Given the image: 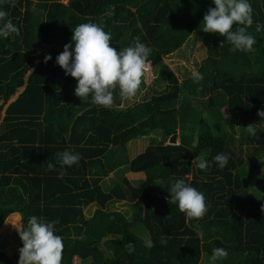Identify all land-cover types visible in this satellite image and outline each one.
Listing matches in <instances>:
<instances>
[{"label": "trees", "instance_id": "obj_1", "mask_svg": "<svg viewBox=\"0 0 264 264\" xmlns=\"http://www.w3.org/2000/svg\"><path fill=\"white\" fill-rule=\"evenodd\" d=\"M250 3L247 32L256 43L244 52L202 30L212 0H5L0 7L19 35L0 38V100L21 81L26 85L0 125V228L19 214L24 223L33 215L58 219L61 264H213L214 248L228 252L216 264H264V188L256 185L264 179L252 185L256 171L240 153L248 145L255 158L264 156L258 115L264 108V0ZM85 22L110 32L118 49L139 38L152 49L146 64L167 86L126 108L118 88L109 108L77 97L76 78L55 58L71 42L72 28ZM194 32L207 49L199 83L192 76L180 81L164 61ZM145 137L150 144L131 158V142ZM65 150L81 159L60 178L57 153ZM221 152L229 156L223 169L213 160ZM198 156L208 162L206 170L193 164ZM49 162L57 170H47ZM125 170L144 174L152 187L136 185ZM111 173L122 180L109 186ZM180 178L204 193L203 217L186 218L169 202L168 188ZM117 202L129 203L131 216L108 210ZM91 204L97 208L88 218L84 208ZM139 226L153 247L144 246ZM13 263L0 251V264Z\"/></svg>", "mask_w": 264, "mask_h": 264}, {"label": "clouds", "instance_id": "obj_2", "mask_svg": "<svg viewBox=\"0 0 264 264\" xmlns=\"http://www.w3.org/2000/svg\"><path fill=\"white\" fill-rule=\"evenodd\" d=\"M5 0H0L2 5ZM214 7H209L203 17V31L218 33L226 38L233 50L250 51L256 43L255 37L247 32V27L253 24V8L250 0H212ZM8 12L0 7V38H8L12 34L19 35V28ZM235 25V27H234ZM71 42L65 44L62 53L56 56L55 63L65 75L76 78L74 94L82 100L90 98L91 103L109 108L113 105V90L118 88L121 98L136 95L142 77L146 71V63L152 49L139 38L129 46L118 49L111 46V33L94 22H85L72 28ZM52 60L46 55L44 62ZM192 79L199 83L203 74L195 68L191 71ZM258 115L264 119V108ZM79 153L65 150L57 153L59 176L63 177L67 167L77 164ZM217 166L223 169L229 160L226 153H218L213 157ZM195 167L206 170L208 162L199 156L193 161ZM47 170H57L56 165L49 162ZM169 202L185 214L186 218L198 219L207 211L206 198L203 192L192 186L186 179L180 178L170 184ZM264 213V205L261 206ZM10 223L17 229L23 246L19 249L18 264H61L63 240L55 234V225L59 220L45 221L35 215L27 218V222ZM198 235H203L198 233ZM163 242V241H162ZM146 248L153 247L150 237L144 238ZM129 254L135 249L133 243L127 245ZM228 252L224 248H214L212 262L226 258Z\"/></svg>", "mask_w": 264, "mask_h": 264}, {"label": "rangeland", "instance_id": "obj_3", "mask_svg": "<svg viewBox=\"0 0 264 264\" xmlns=\"http://www.w3.org/2000/svg\"><path fill=\"white\" fill-rule=\"evenodd\" d=\"M64 2L67 3L68 0H64ZM51 51H52V47L47 48V52H51ZM206 56H207V49L206 46L203 44L202 37L199 35L198 32H194V34L189 38V40L185 43V45L181 49L166 54L164 56V61L170 66L172 71H174V73L181 81L191 76V71L193 68L198 70L202 60ZM158 75H159L158 69H154L152 66H148L146 64V71L142 77V82L139 87V91H137L136 95L133 97L122 98L121 106L126 108L128 106L135 104L138 101H141L144 98L149 99L152 95L156 93L155 89L157 90L166 87L167 82L164 80L163 81L159 80ZM25 85L26 82L21 81L20 84H17V86L12 91H10L11 93L8 92L7 94L4 95L2 101L0 100V125L3 121L8 103L18 96V94L24 89ZM235 127L237 132L234 134V137L238 138L240 124H236ZM246 135L249 134L246 133ZM155 137L159 139L160 135H155ZM150 141H151L150 137H145L131 142L129 146V154L131 158L143 152L145 148L150 144ZM249 147L250 146L248 145L246 146L243 145L241 147L242 152L240 153H242L243 157H245L246 160L251 161L253 163L254 170L256 171V178L252 182V185H254L256 180L264 179V156L262 157L260 156L259 159L255 158L258 155H255V153H253V149ZM256 160L259 162L257 163ZM123 176L127 177L130 181L136 183V185L140 187L143 188L152 187L150 181H148L147 177L144 174H139L134 172L132 173L130 171L125 170ZM112 179L114 180V185L117 184L115 182H120L122 180L121 177L119 178L118 176H116V174L111 173L107 177L105 183L108 184L109 186H112L113 185ZM256 185H259L262 188H264V180H262L260 183ZM253 187L255 189L258 186H253ZM261 187L258 188V191L260 190ZM250 188H247L246 190L251 191ZM114 205L115 207H112V205L108 206V210L117 208L119 211H123L126 215L131 216L133 212V207L130 206L129 203L117 202ZM96 208H97L96 205L85 207L84 209L87 217L91 216L96 210ZM13 219L14 216L11 217L9 216L8 219L5 221L4 225L0 228V251L5 252L10 258H12L14 261L13 264H18L19 249L23 246V243L18 234L17 229L14 228L10 223H8L7 228L5 227V225L7 224L8 220L12 223H18L20 221H23V219L20 214H19V218H16L14 220ZM137 232L138 235L143 238L148 237L147 229L142 226L138 227Z\"/></svg>", "mask_w": 264, "mask_h": 264}, {"label": "crops", "instance_id": "obj_4", "mask_svg": "<svg viewBox=\"0 0 264 264\" xmlns=\"http://www.w3.org/2000/svg\"><path fill=\"white\" fill-rule=\"evenodd\" d=\"M115 174V173H114ZM92 205H94V204H91V205H89V206H92ZM92 216V215H91Z\"/></svg>", "mask_w": 264, "mask_h": 264}]
</instances>
